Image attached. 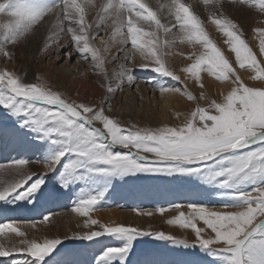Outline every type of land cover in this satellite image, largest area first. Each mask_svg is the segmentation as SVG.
I'll return each instance as SVG.
<instances>
[{"label":"snow or ice","instance_id":"6c2138e0","mask_svg":"<svg viewBox=\"0 0 264 264\" xmlns=\"http://www.w3.org/2000/svg\"><path fill=\"white\" fill-rule=\"evenodd\" d=\"M198 3L203 5L211 24L227 38L225 43L235 55V64L252 73L250 80L264 81V66L243 38L240 25L225 15L228 8L242 10L246 6L264 14V0ZM93 10L95 18L88 22L86 16ZM254 32L260 55L264 56V27ZM34 41L39 43L38 55L55 62L57 68L73 57L77 63L84 61L105 95L99 104L77 101L40 74L35 82H26L15 72L0 69V108L16 122L11 130L0 129V143L16 145L31 137L47 141L52 149L44 159L21 157L7 166L0 165V205L37 202L46 176L37 173L34 179L28 165L39 162L47 173L57 174L55 179L64 191L83 185L70 211L87 218L85 228L99 229L64 239L100 244L103 241L98 238L107 236L122 242L104 247L94 264H132L134 245L144 238L190 249L192 254L199 252L210 258L204 264H264V84L244 83L228 57L209 38L192 4L183 0H168L166 4L159 0H103L99 4L94 0H2L0 57L14 61L15 46ZM177 41L199 45L201 49L187 57L192 62L180 70L185 74L183 79L166 66L165 60L171 54L167 49ZM136 68L184 85L166 86L156 77L143 81L158 90L160 97L169 94L197 101L195 110L180 125L155 128L138 127L111 115L117 92L126 88L140 92ZM202 70L231 84L222 101L213 100L207 107L198 103L207 96L200 93L197 98L186 84L191 79L203 88ZM125 177L189 178L223 190L231 202L221 209L196 203L155 209L161 216L170 209L177 212L166 223L190 229L194 237L191 241L164 231L109 226L92 219L90 213L99 210L97 206L104 200L111 181ZM184 207L187 211L181 210ZM5 211L0 209V215ZM135 211L137 215H154L153 211L139 208ZM53 215L47 213L38 222L46 224ZM201 222L203 226H198ZM16 223H0V234L8 230L24 237L25 233L13 226ZM30 223L35 227L37 221ZM64 239H20L11 246L0 244V258H12L3 260V264H47L49 258L51 264H57L52 254Z\"/></svg>","mask_w":264,"mask_h":264},{"label":"bare ground","instance_id":"6f19581e","mask_svg":"<svg viewBox=\"0 0 264 264\" xmlns=\"http://www.w3.org/2000/svg\"><path fill=\"white\" fill-rule=\"evenodd\" d=\"M0 2H2V0H0ZM97 2L101 3L103 2V0H97ZM97 2L96 0H94V3ZM95 11L96 10H93L89 14V17H91L90 22L95 18ZM238 14L240 15V13ZM259 27H264V20L248 19L244 21V26L241 29L244 34L249 35L251 37V40H253L252 42L255 43L254 49L258 46L257 53L259 55L257 60L259 61L261 66H264V56L260 55L259 41L256 38V33L254 32V29ZM207 33L209 34V38L213 40V42L224 53V55H228V58L231 60L232 66H235L234 68L236 69L237 74L242 78L245 84L249 86H259L261 84H264V81L250 80L249 76L252 75V73L247 70L240 69L239 66L235 64V55L229 50V46L225 43V40L227 38L224 37L223 34L218 31L215 26H209ZM169 38L170 37H164V39ZM33 44L34 42L27 45H19V47L21 46L20 48H22L23 52H21L22 54H19L20 56L18 55L17 59H14V61H10L4 57H0V69L7 68V70L15 72L17 75H20L23 79L25 77L29 78L31 80L29 82H35L36 75L40 74L42 78H46L55 88H57L65 95L70 96L72 99H76L77 101L84 100L88 102L95 101L97 104H99L101 98L105 95V92L104 90L99 88L97 83V77L92 75V73L88 70V65L84 61H80L79 63H77L76 58L73 57V59L70 60L68 64H64L63 67L57 68L55 62L50 63L44 58V56L38 55L37 50L39 46L36 48ZM97 45L99 46L98 43ZM128 46L131 47L130 44ZM11 48L12 46H9V50H11ZM167 50L170 51L171 54L165 57L166 66L176 70L177 74L181 75L182 79L185 74L180 70L183 67L188 66V64L192 62L187 59V57L192 55L194 51L197 53L201 51L199 47H195L190 50V52H188L187 49L183 47V44L180 43H177L171 49ZM139 59V56H137V60ZM121 63H123V61H121ZM69 65H72V67L69 68ZM135 75H137L141 80V82L139 83L140 92H137L135 88H126L123 92H117L115 95V99L112 101V105L115 111L111 113V115L116 116L122 122L136 123L138 127L155 128L163 126H177L184 121L185 116L190 115L191 111L195 110V107L197 106V101H190L187 99V97L172 96L169 94H165V97H160L158 90H153L143 81L151 80L153 77H156L158 81L165 84L166 86L184 87V85H181L176 81H172L170 78L158 77L157 74L152 73L150 70H142L140 68H136ZM201 83L204 85L203 88L197 85L194 80L190 79L186 81L187 90L191 92L192 95L199 98L200 93H204L205 96H207V100H198L199 106L201 107H207L208 103L213 100H215L216 102L222 101L223 96L227 94L231 87L229 81H218L215 79V77L210 76L206 71L203 70L201 71ZM141 95L143 96L142 100L140 99ZM176 113H180V115L177 116ZM125 126H127V124ZM42 143L43 144L41 148L37 151L38 158H46L51 154L52 151L47 141H44ZM113 150L117 151L121 149L114 148ZM78 186L82 187L79 184ZM161 186L162 185H160L159 183H150L145 186L144 189L137 190V192L133 193L130 197H127L126 194H124L123 190L119 191L116 190L114 187L112 189L114 191L111 192V195H105L104 200L101 202V205L97 206L99 210L91 212L90 217L92 219H96L100 224L104 225H125L130 227H137L141 230L164 231L166 234H171L173 236H178L180 238L186 239L187 236H190V230L180 229L178 226H170L166 223L167 219L177 215L174 212L165 213L163 215L164 217H160V219H158L159 214L154 213L152 219H145L144 215H137L136 211L134 212V214H127L125 212L120 211V209L125 207H133L134 209H144L149 203L147 199H151V197L159 200V198L162 197V194H160L162 192ZM56 193V187L50 188L47 192L46 199L39 200L38 204L36 203V207H41L40 213L48 212L58 207V203L56 202ZM192 193L193 192H191V194ZM187 194L188 193H186V191L184 193L178 194L177 199L184 201L185 199H187ZM191 196L195 197L193 196V194ZM194 199L196 198H193V200ZM66 200H68L69 205L73 204L74 199L72 201H69L68 197ZM46 203H48L47 207H44ZM150 207H153L152 204ZM183 209L187 211V209L182 208V210ZM29 213L32 212L29 210L22 209L20 215L22 216V218H24L28 217ZM86 219V217H79L76 214L71 213L70 211L67 218L64 220L65 222L62 220L66 225V228H63L64 232L61 231V229L60 231L57 230L58 228L48 229V231H46L45 233L42 232L45 234L42 236V238L44 237L43 239H48L53 236V238L64 239L66 236H72L75 233L99 230L97 226L85 228L84 221ZM65 233H67V235ZM37 238L40 242L41 237L39 236ZM98 239L103 241V243L98 244L95 241L89 242L91 248L95 247L98 252H100L101 249L106 247L109 241L112 240L111 237L107 236ZM70 241L73 240L64 239V244H67ZM121 243V241L114 242V244L118 246ZM64 244H62V246ZM89 247L90 246H88V250ZM55 253L56 252H54V254ZM7 259L12 258L7 257Z\"/></svg>","mask_w":264,"mask_h":264},{"label":"rangeland","instance_id":"374dc122","mask_svg":"<svg viewBox=\"0 0 264 264\" xmlns=\"http://www.w3.org/2000/svg\"><path fill=\"white\" fill-rule=\"evenodd\" d=\"M159 2L162 4H166L168 0H159ZM183 2L190 3L193 5L194 10L197 13H199L200 18L204 21V27L205 28L207 27L205 29L206 32L208 31L209 26H215L211 24V22L208 20V14L204 11L203 5L198 3V0H183ZM99 3L100 2H97L96 4H99ZM166 12H167V9H165V13ZM237 12L240 13L241 16ZM225 15L231 18L234 22L238 23L240 25V28H243L244 21L248 19L264 20V14L260 13L255 8L247 7V6L244 7L242 10H238V11L237 10L235 11L232 8H228L225 11ZM90 18L91 17H89V15L86 16V19L88 20V22H90ZM173 31L176 32L177 29H173ZM243 38L246 40L249 47L252 49V51L256 54V57L258 58V55H259L257 53L258 46L256 45L257 47L254 49L255 43L252 42L253 40H251V37L249 35L245 34ZM33 45L37 48L39 46V43L34 41ZM20 47L18 45V46H15L14 48V51L16 54L15 55L16 58H14L15 60L17 59L18 55L22 54L21 52H23L22 48ZM183 47H185L188 52H190V50H192L195 47L200 48L199 45L192 46L187 43H185V45L183 44ZM11 50H13V48H11ZM225 56L228 57L227 54H225ZM229 61L231 62L230 59ZM0 65H1V62H0ZM28 79L29 78L27 77L24 78L26 82L31 81L30 79L29 80ZM15 126H16L15 120L9 117L6 110H4L3 108H0V129L8 131V130L13 129ZM42 144L43 143L41 141L33 139L31 137L28 138V141L26 143H21V144H16V145H13L7 142L0 143V165L7 166L11 163L12 160L19 159L21 157L36 161L40 158V157L39 158L37 157L38 156L37 151L41 148ZM44 158L45 157H41L40 159H44ZM28 168L33 173L34 179L37 173H40L46 176L45 185L40 190V193H43L44 195L41 196L40 193H38L37 194L38 199L36 203L38 204L39 200H42V199L45 200L48 190L50 188L56 187L57 188L56 202L58 203L57 204L58 207L54 210L40 213L41 207L39 206L36 207V203L28 204L27 201L21 202L16 205H7V204L0 205V209H6V211L2 215H0V223L5 222V221H8V222L16 221L17 223L14 224L13 226L18 227L21 231L25 233L24 237H17L15 233L5 230L3 234H0V244L11 246L12 244H18L20 239L39 240L37 238L39 236L41 237L40 242H42L44 240L43 239L44 237L42 238V236L45 235L44 233L48 231V229L58 228L57 230L60 231L61 229V231H63V228H66L64 220L67 218L70 212V208L72 207V205L70 204L71 205L70 206L68 203V200L66 199L69 197V201H72L73 199L75 200L79 195V191L83 187V185L81 184L79 185H81L82 187L76 184L74 186L75 189L74 188L69 189L70 192L64 191L62 188H60L59 183L55 179V176L57 174L47 173L42 163H39V162L30 163L28 165ZM29 183H31V181H29ZM150 183H159L160 185H162L161 186L162 192L160 193L162 194V197H160L159 200L154 199L153 197H151V199L150 198L147 199L149 203L147 204V207H145L144 209L142 208V209L145 211H153V213L155 214H156L155 209L161 206L169 207L170 205H174V204H181V205L186 206L189 203H196V204L207 205L215 209H221L222 205H224L225 203L231 202L230 199L226 195H224L223 190L213 188L208 185H203L200 182L189 179V178H176V177H140V178L125 177L123 180L113 179L110 184L111 187L109 186L108 191L106 192L105 195L110 196L111 192L114 191L112 189L115 187L116 190H119V191L123 190L124 194H126L127 197H130L133 193H136L137 190L144 189V187ZM26 186L27 185H25V187ZM185 191L186 193H188L186 195L187 199H185L184 201L178 200L177 195L184 193ZM191 192H193L192 194L195 197L191 196L192 195ZM193 198H196V199L193 200ZM2 203L3 202H0V204ZM47 204L48 203H46L44 207H47ZM151 204L153 207H150ZM184 208L187 209L186 207ZM22 209L29 210L32 213H29L28 217L22 218V216L20 215V212ZM95 211H98V210H95ZM120 211L125 212L127 214L128 213L134 214L135 209L133 207H125V208L120 209ZM183 211H186V210L183 209ZM168 212H174L175 214H178L177 212L171 209L165 213H168ZM47 213H54V215L50 217L48 223L46 224L39 223L38 221L42 218L43 215H46ZM152 217L153 216L151 217L144 216L145 219H152ZM158 217H159L158 219H160V217L163 218L164 216L158 215ZM32 221H37L35 227L31 226L30 222ZM198 226H203L202 222L198 223ZM153 231L156 232L155 230ZM189 233H190V236H187L186 240L191 241L194 237H193V234L191 233V230L189 231ZM65 234L67 235V233ZM175 237L177 239H185V238H180L178 236H175ZM51 238H53V236ZM111 239L112 240L109 241L107 246H118V245H115L114 242H119V240H114L113 238ZM88 246H90L89 250H88ZM58 247L59 248L57 249V252L55 254L53 253L54 255L52 254L53 257H56L57 264H94L95 258L103 250L101 249L100 252H98V250L95 247L91 248V245L89 242H83V241H70L69 243L64 244L63 246L61 245ZM57 253H60V255L56 256ZM209 259L210 258L203 256V254L199 252L192 254L190 249L175 247L171 245L170 243L163 242V241H156V240H152L148 238H144L136 242V244L134 245L133 255L130 257L132 264H186V262H191V261L196 262V264H204V262L208 261ZM3 260H8V259L7 257L0 258V264H3L2 262ZM51 260L52 258H49V261L47 262V264H51Z\"/></svg>","mask_w":264,"mask_h":264}]
</instances>
